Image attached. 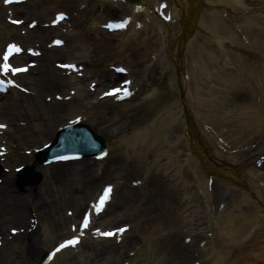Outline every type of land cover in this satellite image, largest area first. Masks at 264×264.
Masks as SVG:
<instances>
[{"label":"bare ground","instance_id":"bare-ground-1","mask_svg":"<svg viewBox=\"0 0 264 264\" xmlns=\"http://www.w3.org/2000/svg\"><path fill=\"white\" fill-rule=\"evenodd\" d=\"M5 1L0 64L29 70L0 94V264H43L105 186L48 264H264V0Z\"/></svg>","mask_w":264,"mask_h":264},{"label":"snow or ice","instance_id":"snow-or-ice-1","mask_svg":"<svg viewBox=\"0 0 264 264\" xmlns=\"http://www.w3.org/2000/svg\"><path fill=\"white\" fill-rule=\"evenodd\" d=\"M8 3H11L12 0H7ZM63 18V17H61ZM13 23H16V21H13ZM119 27L123 28L125 27L124 24H121ZM58 44L60 43L59 41L57 42ZM21 51V49L19 47H17L16 45H11L8 49L9 54H13V53H19ZM9 59V55H5L3 57V60L5 61V63L3 64V72L5 75H7L9 72H11L13 75H15L16 73H21V72H26L27 69L26 68H12L10 67V65L7 63ZM68 67H72L74 69V66H68ZM3 86V81H0V87ZM16 86V85H13ZM6 127L5 125H0V128ZM105 155H107L105 153ZM64 159H68L67 157H65ZM112 189L108 188L105 192L104 197L100 200L99 205L98 206H94L97 209V213H99L100 211L103 210L105 203L107 202V200L109 199V194L111 193ZM84 227L87 228L88 227V221L85 220L84 222ZM121 233L126 231V229H121L120 230ZM15 234V233H14ZM100 235L106 236V237H112L115 236L116 233L113 232H106V233H99ZM79 241L78 240H72L69 241L67 245H61V248L67 247L69 245L75 246ZM57 251H60V249H57Z\"/></svg>","mask_w":264,"mask_h":264},{"label":"rangeland","instance_id":"rangeland-1","mask_svg":"<svg viewBox=\"0 0 264 264\" xmlns=\"http://www.w3.org/2000/svg\"><path fill=\"white\" fill-rule=\"evenodd\" d=\"M103 65H104V64H103ZM102 67H103V66H102ZM102 67H101V68H102Z\"/></svg>","mask_w":264,"mask_h":264}]
</instances>
